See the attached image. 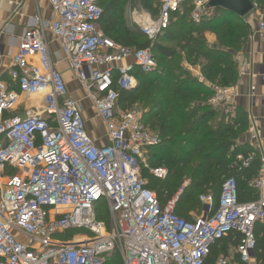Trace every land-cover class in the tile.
Instances as JSON below:
<instances>
[{
  "label": "built area",
  "instance_id": "obj_1",
  "mask_svg": "<svg viewBox=\"0 0 264 264\" xmlns=\"http://www.w3.org/2000/svg\"><path fill=\"white\" fill-rule=\"evenodd\" d=\"M51 17H36L18 37L8 81L0 80V264H105L117 252L122 264H205L211 247L231 232L235 246L219 254L214 264H264L254 258V227L264 221V151L249 182L256 199L240 202L234 176L225 178L216 208L208 194L199 196L202 213L187 221L175 212L179 193L161 204L141 177L146 151L160 141L147 126L142 110H120V90L135 87L137 74L155 69L150 49L117 44L100 25L99 0H47ZM185 0H159L156 16L134 22L153 40L167 28L170 15ZM248 14L264 38V8L251 0ZM190 19L213 14L207 1H192ZM249 22H247L248 24ZM60 42L51 56L46 34ZM65 61L82 89L107 139L98 146L90 137L84 105L69 92L59 63ZM248 62H239L245 73ZM201 79V78H200ZM251 86V98L255 99ZM42 96L40 105L4 118L26 97ZM238 93L236 85L214 88L209 103L226 107ZM255 153H237L234 166L247 167ZM156 179L167 176L164 166L149 167ZM186 183H184L185 185ZM103 200L106 223L95 215ZM85 229L92 239L62 241L58 233ZM82 242V243H80Z\"/></svg>",
  "mask_w": 264,
  "mask_h": 264
},
{
  "label": "trees",
  "instance_id": "obj_2",
  "mask_svg": "<svg viewBox=\"0 0 264 264\" xmlns=\"http://www.w3.org/2000/svg\"><path fill=\"white\" fill-rule=\"evenodd\" d=\"M126 2L99 0L100 25L103 33L117 44L148 48L155 59V69L148 74H137V85L120 90L117 100L120 110L138 103L143 122L160 136L159 143L147 149V166L141 169L146 188L155 192L161 204L179 193L175 212L187 221L193 220L195 211L199 212L200 193L211 191L216 208L221 184L229 176L236 179L238 201L256 199L257 190L248 182L258 173V153L239 141L247 132L248 115L233 104L223 109L209 103L217 87L215 83L225 88L238 81L237 54L245 46L247 24L243 18L220 8H214L210 18L199 22L190 19L188 10L181 12L180 9L171 13L167 28L149 40L139 29L123 24ZM257 2L264 8V0ZM139 3L152 16L157 15L158 1L139 0ZM184 5L187 9L193 8L192 0H185ZM207 31L214 35L216 32L215 45L207 42ZM183 61L198 65L202 78L194 77L183 66ZM240 152L256 156L247 167L237 170L235 155ZM157 166L167 169L165 179H156L149 173V167ZM184 177L190 178L189 184H183ZM102 202L95 204V215L107 223L99 216L105 213L99 205ZM254 236V258L261 263L264 262V221L255 224ZM239 237V233L233 231L219 239L211 247L205 264H214L219 254H227ZM105 264H122L119 254L107 255Z\"/></svg>",
  "mask_w": 264,
  "mask_h": 264
},
{
  "label": "crops",
  "instance_id": "obj_3",
  "mask_svg": "<svg viewBox=\"0 0 264 264\" xmlns=\"http://www.w3.org/2000/svg\"><path fill=\"white\" fill-rule=\"evenodd\" d=\"M51 14V7L47 0H0V80L8 81V70L13 67L12 55L16 51L17 40L23 29L31 25L36 17L47 21ZM247 25V29L251 28L252 33L249 37L245 56H237L238 81L236 89L238 96L232 104L244 109L248 115V131L243 137H240V143L248 144L259 153L264 151V38L256 31L254 32L251 23ZM205 37L210 45H215L213 32H205ZM46 39L49 52L54 58L56 52L60 53V42L48 33ZM241 60L248 62L245 73H240L239 62ZM183 65L194 77L202 78L198 65H189L185 61H183ZM58 67L63 73L70 95L84 105V116L90 137L96 145H105L107 139L101 121L91 113V104L89 108L87 107L88 99L80 83L74 79L65 61H61ZM251 86L255 88V99L251 98ZM85 101L86 105L84 104ZM41 103V95L26 97L25 102L22 101L13 112L22 114L24 107L40 105ZM86 109H89L90 112Z\"/></svg>",
  "mask_w": 264,
  "mask_h": 264
},
{
  "label": "rangeland",
  "instance_id": "obj_4",
  "mask_svg": "<svg viewBox=\"0 0 264 264\" xmlns=\"http://www.w3.org/2000/svg\"><path fill=\"white\" fill-rule=\"evenodd\" d=\"M152 1L156 2L158 0H152ZM185 10H188L187 11V15L190 16L192 9H187L185 7V5H184V6H182V8H181L180 11L181 12H184ZM142 15H144V16H152V14L149 11H147V10H145V9H143L141 7V5L139 3V0H127V2L124 4V16H123V20H122L123 24L125 26L130 27V28H137V29H139L138 26L136 25V23L134 21L137 20V18L139 16H142ZM243 21L246 24H247V22L251 23V25L253 26L252 29L255 32V30H256V21L252 18L251 15H248L247 14L245 17H243ZM230 26H231L230 24H227V27H230ZM245 29H246L245 30V32H246V38H245V44H244L245 46L241 47V49L238 50V54H237L238 57H241V56L244 57L245 56V52L247 50V44H248V41H249V37L251 36V33H252L251 32L252 31L251 28L250 29L245 28ZM217 33H219V31ZM215 35H216V32H215ZM239 55H241V56H239ZM183 66L186 67L185 65H183ZM215 85L217 87L218 86H222V85H219L217 83H215ZM219 88H221V87H219ZM30 100H34V99H30ZM87 101H88L87 107L89 108V105L91 103H90L89 100H87ZM84 104L85 105L87 104L86 101L84 102ZM133 106H138V103H134ZM221 108L225 109L226 107H223L222 106ZM86 110H89V109H86ZM220 111H222V109H220ZM89 112H90V110H89ZM91 113L93 114V116L95 118H97L96 115H95V112L93 111V109H91ZM14 114L15 113L13 112V110H11V111H9L8 113L5 114L4 118L11 117ZM247 131H248V129H247ZM244 135L245 134H243L242 137ZM182 182H183V184L184 183L189 184L190 183V178L189 177H184V179H183ZM202 194H204V193H202ZM205 194H208L211 197V199L214 200V198H213L214 197V194L211 191H207ZM200 195H201V193H200ZM99 205H100V208H104V210H105V213L103 215H99V216H101L102 218L105 219V221L108 222L109 221V218H110V214H109V210H108L107 204L105 202H102ZM200 205H201V207L199 206L200 207L199 208V212L198 211H195V215L196 216L197 215H200L202 213V206H203V204L201 203ZM57 235H56V237L59 238V239H61L62 241L80 240L82 242H87V240L92 239V236L90 235V233H88V231H86L85 229H80V228L70 229L68 231H65V232H62V233H58ZM82 242H80V243H82Z\"/></svg>",
  "mask_w": 264,
  "mask_h": 264
},
{
  "label": "water",
  "instance_id": "obj_5",
  "mask_svg": "<svg viewBox=\"0 0 264 264\" xmlns=\"http://www.w3.org/2000/svg\"><path fill=\"white\" fill-rule=\"evenodd\" d=\"M192 1H207L211 8H220L230 11L235 15L243 18L253 9L251 0H192Z\"/></svg>",
  "mask_w": 264,
  "mask_h": 264
}]
</instances>
